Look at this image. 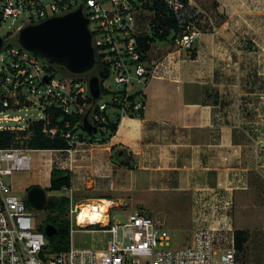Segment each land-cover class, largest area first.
Listing matches in <instances>:
<instances>
[{"label": "crops", "instance_id": "0c3cea01", "mask_svg": "<svg viewBox=\"0 0 264 264\" xmlns=\"http://www.w3.org/2000/svg\"><path fill=\"white\" fill-rule=\"evenodd\" d=\"M224 27L202 30L190 49L153 42L148 62H158L157 73L132 88L143 89V115L123 117L103 143L79 147L71 166L68 153L42 150L49 155L24 189L48 190L53 168L68 169L71 187L49 195L69 196L73 204L113 200L121 210L146 209L166 228H172L169 218L186 211L192 235L200 225L224 224L236 236L237 209L264 184V89L240 73L243 45L230 40ZM90 231L91 244L82 247L109 244V233Z\"/></svg>", "mask_w": 264, "mask_h": 264}, {"label": "built area", "instance_id": "2783aa9c", "mask_svg": "<svg viewBox=\"0 0 264 264\" xmlns=\"http://www.w3.org/2000/svg\"><path fill=\"white\" fill-rule=\"evenodd\" d=\"M165 2L181 27L174 34V47L192 48L202 33L204 11L189 0ZM80 5L90 19L99 70L109 69L101 96L94 103L90 101L87 77L64 76L30 51L6 41L0 48V130L16 132L20 143L0 148V264H264L248 262L239 254L235 229L230 225H200L190 241L177 243L170 229L143 211L135 210L125 223L119 222L113 200L97 203L108 206L102 211L103 220L96 223L79 222L88 203L70 204L75 223L71 224V233L89 227L109 233L105 248L77 247L71 240L67 251H48V236L39 228L33 206L29 207L27 200L11 188L6 177L14 171L30 170L34 150L68 153L71 166L79 147L103 143L121 118L144 112L143 89L132 88L145 86L158 70V62L149 63L148 55L144 59L139 42V36L150 30L149 19L141 22L142 14L150 13L143 11L140 0H0V26L11 16H23L16 27L19 32L28 24ZM7 109L19 113L10 115L5 113ZM89 110L90 123L97 127V133L80 128ZM77 115L81 119L75 121ZM6 121L22 124L5 126ZM37 122L42 123V133L64 138L67 147L32 148L25 144ZM223 231L229 235H222Z\"/></svg>", "mask_w": 264, "mask_h": 264}, {"label": "rangeland", "instance_id": "374dc122", "mask_svg": "<svg viewBox=\"0 0 264 264\" xmlns=\"http://www.w3.org/2000/svg\"><path fill=\"white\" fill-rule=\"evenodd\" d=\"M193 4L204 11L201 16L203 23L200 25L202 30H213L215 27L225 26L224 30L231 32L228 36L230 40H235V42L243 45V53L246 55L242 66L244 70L241 69L240 73L250 75V82L252 84L258 83V86L264 89V0H196V3ZM148 15H142V23L147 22ZM22 19L23 16L17 18L11 16L0 26V36L5 39L6 44L10 43L13 46L21 47L18 43L16 27ZM110 80H113V78L111 77ZM105 98L109 99L107 95ZM262 98H264V95ZM5 113L15 115L19 112L14 109H7ZM3 124L5 126H15L22 124V122L6 121ZM31 155L33 157V167L30 170L14 171L6 177L11 188L26 200L27 191L24 189V182L28 176L38 170L37 165L42 163L43 157H48L49 152L35 150L31 151ZM260 186L255 189V194L242 201L235 216L236 226L247 230L250 234L245 250L239 251V254L251 263L264 261V184L262 183ZM46 193L48 199L51 196L48 194L50 193L49 190H46ZM252 199L256 201L251 202ZM118 207H115L117 210L116 219L121 223H125L134 208L121 210ZM121 208L127 209L126 206H121ZM32 209L37 215L38 223L42 222L46 225L45 219L48 211L45 208L38 209L33 207ZM136 210L148 214L146 209L138 208ZM232 211L234 212V210ZM167 212L171 215V213L175 214L176 210L169 208ZM185 212L183 211V213H180L181 215H176L178 218H169L167 222V225L172 226V228H168L173 233L177 243L183 242L184 236L192 235L193 233V230L190 229L191 226H188L189 220L187 217L184 220ZM68 216L71 221L70 209ZM91 228L89 227L88 231L80 230L73 233L75 246L82 247L83 245L89 246L91 244L93 236L90 231Z\"/></svg>", "mask_w": 264, "mask_h": 264}, {"label": "water", "instance_id": "95a60500", "mask_svg": "<svg viewBox=\"0 0 264 264\" xmlns=\"http://www.w3.org/2000/svg\"><path fill=\"white\" fill-rule=\"evenodd\" d=\"M17 39L22 48L50 66L60 68L58 72L62 75L87 77L93 103L100 98L102 82L108 77L109 69L99 70L90 19L83 5L24 26L18 32ZM4 43V38L0 36V48ZM90 112L83 116L82 125L87 132L97 133V127L90 123ZM27 200L33 207L43 208L47 202L46 190L40 186L31 187ZM44 231L51 237L57 232V227L49 223Z\"/></svg>", "mask_w": 264, "mask_h": 264}, {"label": "trees", "instance_id": "16d2710c", "mask_svg": "<svg viewBox=\"0 0 264 264\" xmlns=\"http://www.w3.org/2000/svg\"><path fill=\"white\" fill-rule=\"evenodd\" d=\"M142 3L143 11L150 13L147 16L149 19L150 30L147 33L139 36V42L142 50L145 52V57L151 49V44L156 41H172L174 34L179 32L181 27L176 20L174 12L168 7L165 0H140ZM188 1V0H187ZM144 15V14H142ZM52 69L59 71L60 68L51 66ZM137 94V93H136ZM90 101H93L90 97ZM143 112L139 115L142 116ZM75 121L80 120L81 116H75ZM118 125L112 127L113 134L117 130ZM26 132H23L25 134ZM16 132L11 130H0V148H8L13 145H19L16 140ZM29 147L32 148H65L67 142L62 137H48L42 133V123L37 122L35 129L30 139L25 141ZM72 184V173L68 169L53 168L51 172V185L48 190H62L64 187L70 188ZM71 198L69 196H55L48 197L44 208L48 211L46 216V225L49 223L57 227V232L48 237L47 249L50 253H60L67 251L71 247L72 233L71 221L69 219V206ZM27 205L31 204L27 201ZM44 223L39 225L41 230H44ZM45 225V226H46ZM250 234L247 230H236V247L238 251L245 250V244L249 241Z\"/></svg>", "mask_w": 264, "mask_h": 264}, {"label": "bare ground", "instance_id": "6f19581e", "mask_svg": "<svg viewBox=\"0 0 264 264\" xmlns=\"http://www.w3.org/2000/svg\"><path fill=\"white\" fill-rule=\"evenodd\" d=\"M106 202H109L108 200ZM107 204L98 205L97 203H92L85 205L83 211L80 214L79 222L84 223L86 221L90 223L101 222L103 218L101 217L102 211L106 210Z\"/></svg>", "mask_w": 264, "mask_h": 264}]
</instances>
